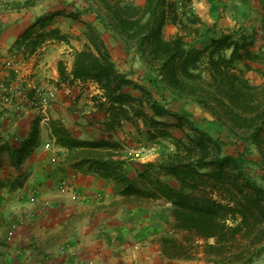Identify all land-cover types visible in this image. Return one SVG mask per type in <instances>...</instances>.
<instances>
[{
    "label": "trees",
    "instance_id": "trees-1",
    "mask_svg": "<svg viewBox=\"0 0 264 264\" xmlns=\"http://www.w3.org/2000/svg\"><path fill=\"white\" fill-rule=\"evenodd\" d=\"M39 1L8 4L30 8ZM258 1L259 6L253 0H228L224 12L236 25L213 36L212 26L205 24L192 0H84L86 9L96 13L86 32L88 43L74 52L70 71L59 61L61 80L98 84L109 131L126 121L139 131L143 124L148 139L141 136L131 144L158 143L161 151L156 160H144L146 170L139 176L146 185H140L125 163L141 160L129 158L125 145L65 137L57 126L59 142L90 147L91 161L103 175L112 176L122 195L165 197L183 233L180 252L186 257L202 253L214 264H254L264 257V81L255 83L249 76L255 71L264 78V45L256 49L257 33L261 29L264 34V0ZM75 11L69 13L77 15ZM64 13L37 17L19 44L27 42L32 53L49 39L69 42L70 35L53 26L55 17ZM256 17L263 25L257 26ZM169 23L179 32L167 36ZM100 26L144 64L148 86L136 82L141 95L125 90L134 80L118 69ZM190 105L211 115L210 121L201 116L207 128ZM179 130L182 136L176 135ZM224 132L239 142L235 152L226 151ZM95 148L105 154L93 152ZM120 148L125 158H115ZM257 152L258 158H253Z\"/></svg>",
    "mask_w": 264,
    "mask_h": 264
},
{
    "label": "crops",
    "instance_id": "crops-1",
    "mask_svg": "<svg viewBox=\"0 0 264 264\" xmlns=\"http://www.w3.org/2000/svg\"><path fill=\"white\" fill-rule=\"evenodd\" d=\"M14 1L20 0H0V82L27 88L53 86L56 96L47 114L25 97L13 104L0 98V264H214L202 253L186 257L180 252L183 233L165 197L122 195L112 176L103 175L91 161L90 147L59 142L57 126L65 137L108 139L124 147L147 136L143 124L139 131L129 121L109 131L110 119L100 106L105 97L96 82L60 79L59 61L72 69L73 42L49 39L32 53L27 42L19 44L37 17L67 11L69 0H40L19 9L9 6ZM76 1L83 9L84 0ZM227 1H199L196 12L212 26L213 36L235 26L224 12ZM60 18L55 17L53 26L63 29ZM164 32L176 34L179 28L169 23ZM105 41L118 69L134 80L125 90L141 95L137 83L148 86L144 64L127 54L112 35ZM14 53H20V63L9 67L7 61ZM190 107L209 115L199 106ZM92 151L105 154L99 148ZM115 155L125 158V149L116 150ZM144 163L131 159L125 163L129 176L140 185H146L139 176L146 170ZM263 263L264 258L254 264Z\"/></svg>",
    "mask_w": 264,
    "mask_h": 264
},
{
    "label": "rangeland",
    "instance_id": "rangeland-1",
    "mask_svg": "<svg viewBox=\"0 0 264 264\" xmlns=\"http://www.w3.org/2000/svg\"><path fill=\"white\" fill-rule=\"evenodd\" d=\"M136 1L139 2V1H143V0H136ZM199 1H201V0H192L193 4L192 3L191 4H192V7L195 10H197V8L200 6V4H199L200 2ZM77 2H79V1L69 0L68 3H67L68 7H65V8H67L66 9L67 13L59 14L62 17V18L59 19V23H60L61 26L65 27L63 29L61 28V30L64 33H68L70 35V41L69 42H73L74 52L76 50H78V49L84 48L87 45L88 37L86 36V32L89 31V28H90L89 27V23H93V22L96 21L95 20L96 13L94 11L87 10L86 9V7H87L86 3H85V5L82 6L83 9L80 10L79 7L76 5ZM190 2L191 1H189V3ZM139 4H142V3L140 2ZM253 5L259 6V1L258 0H253ZM182 6H183V4L180 3V7H182ZM75 10H77L79 13H77V15H73L72 16L69 12L70 11L74 12ZM229 17L232 19V17L230 15H229ZM256 20H257L256 21L257 22L256 23L257 26L263 25L262 20H260V19L258 20V17H256ZM250 21H252V20L250 19ZM234 25H236V23H234ZM67 29H68V31H65ZM100 30H102V37H103L104 40H105V37L107 39L108 36L109 37L111 36V33L109 31H107L103 26H100ZM107 34H109V35L107 36ZM257 34H258L259 38L257 40L256 49H259V48H261L264 45V34H263V31L261 29H260V31ZM172 35H174V34H170V35H167V36H172ZM76 47H78V48H76ZM255 66L258 67L259 65L255 64ZM249 76H250L251 80L253 82H255V83L263 82L261 80V78L259 77L261 75H259L255 71L249 72ZM195 113H196L197 118H199V119L200 118L203 119L204 117H201V116H205L207 118V120H209V121L212 120L211 115H207V114L205 115L203 113V111L198 110ZM202 114H204V115H202ZM202 121H204V123ZM202 121H201V123H203L202 124L203 127L207 128L209 126V123L206 122L205 119H203ZM212 126H214V125L213 124L210 125V127H212ZM182 134H183L182 130H179L176 133L177 136H182ZM223 137L229 142L228 145H226V151L235 152L237 150L236 146H237V144H239V142L238 141L235 142V138L230 136V134L228 132H224ZM257 155H258V152L256 153V155H252V157L253 158H258ZM157 157H153V159H155Z\"/></svg>",
    "mask_w": 264,
    "mask_h": 264
},
{
    "label": "built area",
    "instance_id": "built-area-1",
    "mask_svg": "<svg viewBox=\"0 0 264 264\" xmlns=\"http://www.w3.org/2000/svg\"><path fill=\"white\" fill-rule=\"evenodd\" d=\"M20 53L12 54L7 65L9 67H16L20 62ZM27 88L21 83H8L0 82V98L5 104H13L16 98H27L32 107L47 114L52 101L56 96V89L53 86L47 85H36ZM127 155L129 158L139 160H151L153 157H157L161 151V146L158 143H138L136 145L129 144L126 147Z\"/></svg>",
    "mask_w": 264,
    "mask_h": 264
}]
</instances>
